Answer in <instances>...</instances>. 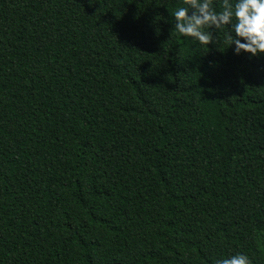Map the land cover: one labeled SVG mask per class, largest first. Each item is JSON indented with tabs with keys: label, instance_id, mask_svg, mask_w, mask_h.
Instances as JSON below:
<instances>
[{
	"label": "trees",
	"instance_id": "1",
	"mask_svg": "<svg viewBox=\"0 0 264 264\" xmlns=\"http://www.w3.org/2000/svg\"><path fill=\"white\" fill-rule=\"evenodd\" d=\"M179 4L0 0V264H264V55Z\"/></svg>",
	"mask_w": 264,
	"mask_h": 264
},
{
	"label": "clouds",
	"instance_id": "2",
	"mask_svg": "<svg viewBox=\"0 0 264 264\" xmlns=\"http://www.w3.org/2000/svg\"><path fill=\"white\" fill-rule=\"evenodd\" d=\"M171 19L175 34L190 43L214 45L216 31L227 29L225 40L234 56L264 55V0H222L219 10L213 0H180ZM214 264L251 261L246 254L236 252L216 259Z\"/></svg>",
	"mask_w": 264,
	"mask_h": 264
}]
</instances>
